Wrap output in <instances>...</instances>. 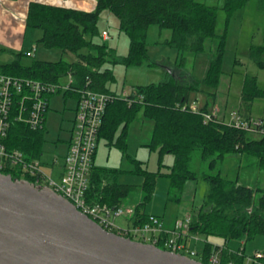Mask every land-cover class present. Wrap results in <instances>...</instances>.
<instances>
[{"label": "trees", "instance_id": "16d2710c", "mask_svg": "<svg viewBox=\"0 0 264 264\" xmlns=\"http://www.w3.org/2000/svg\"><path fill=\"white\" fill-rule=\"evenodd\" d=\"M247 1L224 0L222 10L226 18L242 9ZM260 1L264 9V0ZM103 11L110 12L118 19L119 31L129 39L124 56L111 54L100 37L97 24ZM216 21L217 8L199 0H96L92 12L30 2L25 28L40 30L39 41L44 47L71 53L75 56V61L32 60L24 65L21 59L26 57L25 52L20 51L15 54L12 62L0 65V75L55 84L67 73H71L77 85L83 84L85 78H88L95 90L115 92L108 88V83L113 81L111 70L103 68L107 58H111L113 65L120 64L125 68L153 67L146 43L148 30L151 26H156L169 31L170 35L163 45L176 51L174 63H177L174 65L173 77L162 82L131 87L135 91V96H132L134 100H117L109 104L98 133V142L104 139L107 145L115 144L125 151L127 129L141 112L145 119L153 122L147 147L157 150L160 157L171 154L174 158L165 174L159 170L155 173L138 172L142 177V183L138 187L144 193V201L133 208L134 223L143 224L148 215L143 213L142 206L150 199L158 176L167 178L170 189L179 193H182L186 183L196 181V174L189 169L191 154L196 150L210 171L214 170L217 162L225 155L237 153L246 158L253 157L257 167L264 172V135L251 140L247 137V132L218 119L204 123L202 116L193 112L187 102L190 93L198 85L197 82L180 81L186 61L185 53H197L203 50L207 39L218 37L215 33ZM218 39L217 51L202 82L212 89L217 87L221 74L224 36ZM263 52L264 46L249 48L250 57L262 68L264 64L260 56ZM71 95L74 94L64 93L65 97ZM263 96L264 90L258 87L256 77L245 75L240 89L241 108L250 110L253 101ZM19 100L20 96L14 97L5 146L21 150L30 159H38L42 154L45 132L44 129L31 130L14 120L12 114L17 110ZM200 111L206 112L207 105L204 104ZM116 134L118 135L114 141ZM109 173L115 176L116 171L93 168L88 198L116 206L122 204L136 186L118 184L114 179L108 182ZM11 177L25 178L32 182L28 177L14 173H11ZM201 177L208 184V191L199 210L191 215L189 234L205 239L199 253H203L202 263L206 264L207 256L213 250V241L225 244L239 240L244 243L258 235L264 237V186L252 188L241 185L221 177L219 173H205ZM167 237V234H162L156 246L166 250L163 242ZM220 258L221 264L230 261L235 264L244 262V256L239 257L226 250H221Z\"/></svg>", "mask_w": 264, "mask_h": 264}, {"label": "rangeland", "instance_id": "374dc122", "mask_svg": "<svg viewBox=\"0 0 264 264\" xmlns=\"http://www.w3.org/2000/svg\"><path fill=\"white\" fill-rule=\"evenodd\" d=\"M203 3L217 8V21L215 33L218 37L207 39L204 42L203 50L197 53H185V64L180 81L184 83L197 82L196 88L190 93L188 105L195 104L201 108L207 105V111L217 109L216 116L219 121L229 124L230 112L234 110L240 113H251L253 116H261L264 113V96L254 100L250 110H243L240 105V89L245 75L256 76L258 87L264 90V67H259L252 60L249 54L250 46H264V9L260 0H248L246 5L235 11L228 19L222 10L224 0H199ZM100 32L107 31L109 40L104 42L111 54L124 56L129 46L128 37L118 29V19L108 11L100 14L98 21ZM24 33L18 34L12 30V25L2 32L3 41H0V65L10 63L14 60L17 52L29 50L33 47L36 52L33 57H23L21 63L28 65L32 60L44 62L75 61L71 53H62L59 50L47 49L39 41L41 31L25 28ZM168 30H161L151 26L147 33L146 43L149 61L153 67H131L125 68L120 64L113 65L111 58H107L103 68H109L113 75V81L108 87L121 91L126 90L131 84L144 85L157 83L170 79L168 67L176 65V51L163 45L169 37ZM224 36V46L221 58V74L215 89L207 88L202 82L207 75L209 65L217 51L219 37ZM102 42L100 39H98ZM14 41L12 46V42ZM20 43V44H19ZM9 45V46H7ZM18 45L17 48H14ZM3 49V50H2ZM264 64V52L260 56ZM176 78V77H175ZM67 79L63 77L62 83ZM213 96V97H211ZM75 106L74 98L64 96L61 93L52 95L48 101V111L44 117L45 142L42 145L41 161L44 163V173L50 174V163L53 157L59 159L65 155V142L69 137V130L72 128L73 113ZM153 122L138 113L134 121L129 125L125 138V151L119 149L115 144L107 145L104 139L99 140L95 152L94 166L113 172L109 173L107 181L113 179L118 184L133 185L129 195L122 201V205L134 208L144 201V193L139 189L142 177L140 171L155 173H167L168 167L173 164L174 158L171 154H164L161 157L157 150H150L147 145L150 143ZM118 134L115 135V138ZM261 135L248 133L247 137L257 140ZM189 169L197 178L195 182H188L182 193L171 190L169 181L163 176H158L150 199L142 206L146 215H154L161 222L162 226L172 229L177 220L192 215L201 207L208 191V184L202 179V175L219 173L221 177L248 187L257 188L264 186V172L260 170L253 157H243L237 153L225 155L216 164L214 170L207 169L206 162H203L196 150L191 154ZM59 168L54 170L55 177ZM115 177V178H113ZM119 227H126L122 218L115 220ZM201 240H205L199 236ZM242 244L241 241H230L231 246ZM190 248L202 251V242H191ZM245 255L243 264H251L247 259L254 252H264V237L255 236L253 239L244 242ZM162 249V248H161Z\"/></svg>", "mask_w": 264, "mask_h": 264}, {"label": "built area", "instance_id": "2783aa9c", "mask_svg": "<svg viewBox=\"0 0 264 264\" xmlns=\"http://www.w3.org/2000/svg\"><path fill=\"white\" fill-rule=\"evenodd\" d=\"M101 39L109 40L107 31H102ZM36 48L25 52L26 57H33ZM67 81L61 80L55 84H44L31 79L14 78L0 75V173L9 172L21 177H28L34 186L49 187L53 192L69 201L79 212L88 216L101 228L117 235L130 238L142 243L156 246L162 234H167L163 242L166 250L185 255L191 259L202 262L203 253L191 249L188 244L200 241V238L189 234L191 216L177 220L172 229H166L154 215H148L143 224L134 223V209L122 204L110 206L106 203L91 201L88 190L91 185L94 168V155L98 144V133L102 119L109 104L117 100L133 101V89L115 92L97 91L91 86V81L85 78L84 83L77 85L71 73L64 76ZM71 92L76 96V106L67 152L60 162L53 157L50 165L51 173H44V163L41 157L28 158L21 150L8 149L5 146L9 117L15 96H20L17 110L12 117L31 130L44 129V117L48 109V98L54 94ZM193 112L202 116L203 122L218 119L217 109L211 112L200 111L195 104L190 106ZM229 125L247 133L264 135V121L258 118L245 117L238 110L229 114ZM59 168L55 177L54 170ZM25 179V178H21ZM122 218L126 227H119L115 220ZM187 241V243H186ZM205 243V241H204ZM212 245V252L207 256L206 264H221L220 252L224 247ZM242 248L234 254L244 256ZM245 257V256H244ZM251 264H264V252L256 251L247 258ZM226 264H235L227 262Z\"/></svg>", "mask_w": 264, "mask_h": 264}, {"label": "water", "instance_id": "95a60500", "mask_svg": "<svg viewBox=\"0 0 264 264\" xmlns=\"http://www.w3.org/2000/svg\"><path fill=\"white\" fill-rule=\"evenodd\" d=\"M0 264H204L101 228L49 187L0 173Z\"/></svg>", "mask_w": 264, "mask_h": 264}, {"label": "crops", "instance_id": "0c3cea01", "mask_svg": "<svg viewBox=\"0 0 264 264\" xmlns=\"http://www.w3.org/2000/svg\"><path fill=\"white\" fill-rule=\"evenodd\" d=\"M30 2H39V3L58 6V7L72 8V9H77V10H81V11H85V12H92L96 6V0H0V41H3L2 32L4 30H6L7 28H10L11 25H12V30L16 31L18 34L24 33V31H25L24 30L25 29L24 23H25V18H26V14H27V6ZM13 43H14V41L12 42V46L15 45ZM7 46H9V45H7ZM17 47H18V45L14 48H17ZM21 51H23V50H21ZM26 51H28V50H26ZM26 51H23V52H26ZM168 71L170 74H173L174 66L168 67ZM256 79H257V83H258V78L256 77ZM134 86H136V85L131 84L128 89H130L131 87H134ZM108 88L110 89V91L117 92L116 89H112L110 87H108ZM124 89L125 88L123 87L121 90H124ZM71 96L74 98L75 106H76V96L75 95H71ZM49 98H48V101H49ZM253 103H254V101H253ZM240 105H241V103H240ZM253 105L254 104H252V106ZM75 106L72 110L73 118H74V113H75ZM243 116L258 118V119H261L264 121V113L261 114V116H253L249 112V113H243ZM69 138H70V130H69V137H68L67 141L65 142V146H66L65 153L67 152V146H68ZM59 160L61 162L62 158H60ZM93 161H95V157H94ZM198 242H202L204 245V240L200 239V241H198ZM213 243L217 244V245H221L229 253H235L236 251L239 250L240 247L244 246V243H242V242H241L242 244L240 245V247H239V244L236 246H231L230 242L224 244V243H221L220 241H217V242L213 241ZM189 244H188V246H189ZM191 249H193V248H191ZM193 250L197 251L196 249H193ZM197 252H201V251H197Z\"/></svg>", "mask_w": 264, "mask_h": 264}]
</instances>
